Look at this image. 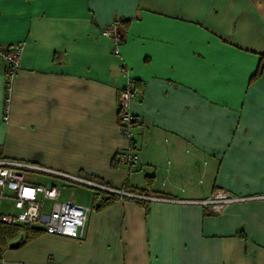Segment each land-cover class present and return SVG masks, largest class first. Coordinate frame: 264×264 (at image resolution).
Segmentation results:
<instances>
[{
    "label": "crops",
    "instance_id": "obj_1",
    "mask_svg": "<svg viewBox=\"0 0 264 264\" xmlns=\"http://www.w3.org/2000/svg\"><path fill=\"white\" fill-rule=\"evenodd\" d=\"M112 25L115 37L102 33ZM16 43L8 90L0 51V157L164 198L117 193L97 206L95 186L32 172L30 182L91 188L73 200L88 208L83 235L23 241L16 225L0 238L4 264H264V69L250 79L264 0H0V49ZM124 70L136 90L132 165L118 158ZM215 189L243 199L221 212L191 201ZM3 193L0 210L14 212Z\"/></svg>",
    "mask_w": 264,
    "mask_h": 264
},
{
    "label": "built area",
    "instance_id": "obj_2",
    "mask_svg": "<svg viewBox=\"0 0 264 264\" xmlns=\"http://www.w3.org/2000/svg\"><path fill=\"white\" fill-rule=\"evenodd\" d=\"M102 33L115 37V26L112 25L102 30ZM21 46V43H16L8 48L0 49L7 62V90L10 79L14 76L18 68ZM118 52V48L114 47L113 53L118 54ZM124 75L126 76V81L117 91V118L121 133L128 139V147L119 153V160L123 164L132 165L137 163L139 159V154L137 152L139 146L132 138V127L135 123V116L129 109L130 101L135 96L136 90L131 84V79L128 76L127 70H124ZM7 100L8 98L6 97L5 102H7ZM3 118H7L6 113H4ZM34 170L52 171L74 181L140 199L157 200L164 198L110 188L86 178L53 171L47 167L30 162L0 157V199L5 197L3 191L9 189L13 193L12 200L15 208L14 212H3L0 210V223L7 225H34L40 227L45 232L74 238H80L83 235L88 208L73 200L67 199L60 202L53 201L51 208L45 211L44 200H56L59 195V188L56 184L46 186L41 183L28 181V175ZM241 199H243V196L232 194L224 189H215L209 196L191 201L204 205L212 212H221L228 204ZM0 264H4L1 248Z\"/></svg>",
    "mask_w": 264,
    "mask_h": 264
},
{
    "label": "trees",
    "instance_id": "obj_3",
    "mask_svg": "<svg viewBox=\"0 0 264 264\" xmlns=\"http://www.w3.org/2000/svg\"><path fill=\"white\" fill-rule=\"evenodd\" d=\"M264 69V52L260 53L259 55V60L258 64L256 66V69L250 76V79L256 78ZM136 121V119H135ZM119 158V156H118ZM147 177V182L149 181V175H146ZM149 183V182H148ZM127 191L133 192V193H140V194H147L149 189L145 188H131L130 186H127L126 189ZM160 195V193H157ZM118 196L117 192L109 191V190H103L101 188H93V200H99L97 201V206H101L103 204H107L111 201H113L116 197ZM133 198V197H132ZM135 200H139L141 203H145V199H140V198H133ZM19 228V226L16 225H7V224H2L0 223V238L4 236H9L15 233V231ZM23 228L25 230L24 236H23V241L26 239H30L34 237L35 235H38L42 232V229L38 226L34 225H27L24 224Z\"/></svg>",
    "mask_w": 264,
    "mask_h": 264
},
{
    "label": "rangeland",
    "instance_id": "obj_4",
    "mask_svg": "<svg viewBox=\"0 0 264 264\" xmlns=\"http://www.w3.org/2000/svg\"><path fill=\"white\" fill-rule=\"evenodd\" d=\"M33 172H37V171L34 170ZM57 183L61 190L58 200L70 199V200H74L77 202H82L83 204L87 200H91V188L90 187L83 185V184H76V183L67 184V183H60L59 181H57Z\"/></svg>",
    "mask_w": 264,
    "mask_h": 264
},
{
    "label": "water",
    "instance_id": "obj_5",
    "mask_svg": "<svg viewBox=\"0 0 264 264\" xmlns=\"http://www.w3.org/2000/svg\"><path fill=\"white\" fill-rule=\"evenodd\" d=\"M16 243H18V242H16Z\"/></svg>",
    "mask_w": 264,
    "mask_h": 264
}]
</instances>
